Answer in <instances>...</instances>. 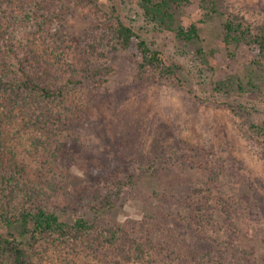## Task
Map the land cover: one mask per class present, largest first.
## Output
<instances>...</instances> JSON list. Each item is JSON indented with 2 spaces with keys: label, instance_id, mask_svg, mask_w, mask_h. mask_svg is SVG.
I'll list each match as a JSON object with an SVG mask.
<instances>
[{
  "label": "rangeland",
  "instance_id": "1",
  "mask_svg": "<svg viewBox=\"0 0 264 264\" xmlns=\"http://www.w3.org/2000/svg\"><path fill=\"white\" fill-rule=\"evenodd\" d=\"M54 1L50 31L66 36V59L79 68L87 57L113 74L67 103L71 135L38 133L2 109L0 164L30 167L63 221L85 216L150 238L158 262L264 264V69L244 44L226 43L224 29L228 13L260 21L264 0H190L176 14L199 27V44L188 47L148 20L141 0ZM111 12L180 66L179 78H138L139 55L121 48ZM239 80L243 92L231 86ZM23 247L34 264H146L92 239Z\"/></svg>",
  "mask_w": 264,
  "mask_h": 264
},
{
  "label": "trees",
  "instance_id": "2",
  "mask_svg": "<svg viewBox=\"0 0 264 264\" xmlns=\"http://www.w3.org/2000/svg\"><path fill=\"white\" fill-rule=\"evenodd\" d=\"M28 2L27 7L24 0H0V113L9 108L11 113L24 115L31 122L29 127L38 133H49L53 137L63 132L71 135L63 111L68 110L67 103L86 88L92 91L105 86L113 69L105 63L89 61L87 57L84 58L86 64L79 68L76 66L79 62L67 60L66 36L63 31L55 34L50 31L55 18V1ZM98 2L80 0L82 5L95 8ZM189 2L141 0V5L148 20L156 22L161 30L171 31L188 47L199 44V27L194 23L178 24L176 14ZM210 9L217 13V3ZM110 16L116 19V38L121 48L135 47L139 55L138 78L158 75L168 82L179 78L180 66L168 60L118 16L113 13ZM224 29L225 42L244 44L259 58L258 63L264 69V17L250 21L228 13ZM196 52L201 54L202 49L198 47ZM255 72L251 70L250 76ZM249 81V86L254 87V81L251 78ZM231 86L240 92L246 87L241 80L232 82ZM260 130L264 132L263 127ZM143 165L144 162H138L136 170H142ZM45 195L43 183L34 178L30 167L19 164L17 159L8 168L0 164V264H34L23 246L51 237L73 244L92 239L101 247L113 249L125 261L166 264L154 257L150 238L142 240L138 232L122 224L105 226L85 216L74 215L71 223L63 221L58 213L46 207Z\"/></svg>",
  "mask_w": 264,
  "mask_h": 264
}]
</instances>
